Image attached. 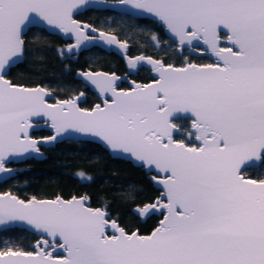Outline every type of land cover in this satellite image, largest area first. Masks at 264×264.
I'll use <instances>...</instances> for the list:
<instances>
[{
	"label": "snow or ice",
	"instance_id": "6c2138e0",
	"mask_svg": "<svg viewBox=\"0 0 264 264\" xmlns=\"http://www.w3.org/2000/svg\"><path fill=\"white\" fill-rule=\"evenodd\" d=\"M91 7L152 17L167 34L161 56L174 51L182 62L129 55V40L76 19ZM37 19L73 41L61 56L115 47L132 71H79L100 99L91 108L81 106L84 92L58 98L13 83L25 28ZM150 43L162 47L155 33ZM195 54L213 60L196 63ZM141 69L148 82L131 78ZM41 125L54 134H30ZM73 133L155 173L159 195L135 212L158 224L129 230L86 195L6 192L0 232L22 224L39 238L31 250L5 240L0 264H264V0H0V180L13 177L9 164Z\"/></svg>",
	"mask_w": 264,
	"mask_h": 264
},
{
	"label": "trees",
	"instance_id": "16d2710c",
	"mask_svg": "<svg viewBox=\"0 0 264 264\" xmlns=\"http://www.w3.org/2000/svg\"><path fill=\"white\" fill-rule=\"evenodd\" d=\"M77 18L110 30L121 39L136 42L141 29L150 28L160 30L163 38L167 39L158 23L125 13L89 9L79 13ZM25 43L26 55L21 63L12 68L8 78L16 84L45 86L58 98L79 93L83 83L75 77L78 70H114L111 64L120 63L119 59L103 55L104 51L96 47L84 50L71 59L67 55L61 56L59 50L65 48L66 41L43 28H30L25 34ZM164 58L176 64L182 62V58L173 52L164 55ZM89 100L84 105H92V96ZM48 134L46 129L34 132L35 136ZM44 150L47 153L45 159L31 158L18 164L20 169L14 178L0 183V192L12 190L23 199L86 195L90 197L92 206L106 205L112 218L118 219L129 230L139 228L140 232L149 233L158 224L159 217L140 218L135 212L138 204L152 202L160 192L142 167L114 158L102 146L89 141H63ZM38 238L35 233L18 227L0 232V244L10 240L29 250Z\"/></svg>",
	"mask_w": 264,
	"mask_h": 264
},
{
	"label": "water",
	"instance_id": "95a60500",
	"mask_svg": "<svg viewBox=\"0 0 264 264\" xmlns=\"http://www.w3.org/2000/svg\"><path fill=\"white\" fill-rule=\"evenodd\" d=\"M102 2L104 3V4H107V5H113V4H116L117 2H118V0H102ZM89 9H94V10H111V11H115V12H119V13H125V14H128V15H131V16H134V17H140V18H149V19H151V20H153V18L152 17H150V16H148V15H146V14H144V15H135L131 10H125L124 8H122V7H115V8H104V7H91V8H82V9H80L79 11H78V13L76 14V16L79 14V13H82V12H84V11H86V10H89ZM76 19H78L77 17H76ZM79 21H81L82 23H88V24H91V23H89V22H87V21H83V20H80V19H78ZM154 21V20H153ZM32 27H38V28H43L44 30H46L48 33H51V34H55V35H58V36H60L63 40H65V41H69L67 44H69V43H72L73 41H71V40H69L68 38H66L62 33H60L58 30H55V29H51V28H49L47 25H45L43 22H41V21H39L38 19L36 20V22H34V23H32V24H29L26 28H25V33L24 34H26L27 32H28V30L30 29V28H32ZM106 32H110V31H107V30H105ZM111 33H113V32H111ZM164 33H165V31H164ZM166 34V33H165ZM167 35V34H166ZM67 46V45H66ZM66 46H65V48H66ZM92 47H94V46H89V48L88 49H91ZM97 47H100L101 49H104V50H107V51H112V52H114V53H116L117 55H119L122 59H124L123 57H122V55L116 50V48L115 47H106V46H97ZM88 49H85V50H88ZM82 51H84V50H82ZM82 51H80L79 53H81ZM195 55H197V56H200V54H195ZM205 56H207V55H205ZM207 57H209L210 59H212L213 60V58L212 57H210V56H207ZM125 60V59H124ZM23 61V59L22 60H19V61H17V63L15 64V65H13V67H15V66H17L19 63H21ZM126 61V60H125ZM12 67V68H13ZM87 70H92V69H89V68H87V69H85V70H78L77 72H76V74H75V77L77 78V79H79V80H81L82 81V78L81 77H79L78 76V72L79 71H87ZM92 71H94V70H92ZM96 71H104V70H96ZM105 72H107V71H105ZM115 73V72H114ZM118 75V74H117ZM119 76H121V77H124V76H122V75H119ZM10 79V78H9ZM11 80V79H10ZM12 81V80H11ZM83 82V81H82ZM84 83V82H83ZM21 85V84H20ZM87 85V84H86ZM24 86H26V85H24ZM36 86H42V85H36ZM89 86V88H90V90L91 91H93L94 93H96V91L90 86V85H88ZM29 87H35V86H29ZM43 87H45V86H43ZM47 88V87H46ZM52 94H53V96H56L53 92H52ZM97 94V93H96ZM73 95H75V94H73ZM72 96V95H71ZM86 100V95H84V97H82V99H81V103L82 102H84ZM83 107V106H82ZM40 129H46L48 132H49V134L48 135H46V136H35L34 135V132L35 131H38V130H40ZM31 135H33V136H35V137H37V138H39V137H47V136H50V135H53L54 134V130H52V129H50V128H48V127H46V126H44V125H41L38 129H36V130H34L33 132H31L30 133ZM71 140H73V141H89V142H93V143H96V144H98V145H101L104 149H106L105 148V146L101 143V142H99V141H96V140H93V139H91V138H88V137H85V136H83L82 134H78V133H73V134H71V135H68V134H65L63 137H61V138H58V140L56 141V142H54V143H51V144H42L41 145V155H39V156H37L36 158H32V159H35V160H43V159H45L46 157H47V153L45 152V150L44 149H46V148H51V147H54V146H56V144H58V143H60V142H63V141H71ZM107 150V149H106ZM108 151V153L110 154V156H112V157H114V158H121V159H124V160H127V161H130L133 165H135V166H139L136 162H134V161H132V160H128V159H126V158H124V157H122V156H119V155H117V154H112V153H110L109 152V150H107ZM31 159V158H30ZM11 164H13V165H8L10 168H12V169H14V172H13V177L17 174V172L19 171V166H18V164H20V162H17V163H11ZM140 167V166H139ZM144 170H145V172L149 175V177L151 178V176L153 175V174H155V173H150L149 172V170H147L146 168H143ZM10 178H12V177H8V176H5L4 177V179L3 180H0V183H3V182H5V181H7V180H9ZM152 180V179H151ZM153 182V181H152ZM153 184L155 185V187L156 188H158L159 190H160V186L159 185H157V184H155L154 182H153ZM6 192H11V191H5V192H0V194H3V193H6ZM13 195H17V194H15V193H13V192H11ZM18 196V195H17ZM59 196H61V195H59ZM73 196H77V195H73ZM81 196H83V195H81ZM19 197V196H18ZM36 197V196H35ZM72 197V196H71ZM71 197H69V198H71ZM21 198V197H20ZM31 198V197H30ZM30 198H28V199H30ZM36 198H38V199H54V198H39V197H36ZM69 198H66V199H69ZM25 200H27V199H25ZM90 203H91V201H90ZM94 207V206H93ZM114 219V218H113ZM14 227H18V228H24V229H26L25 228V226L24 225H22V224H17V225H13L11 228H14ZM5 229H8V228H5ZM4 230V229H3ZM27 230V229H26ZM29 231H31V230H29ZM32 232V231H31ZM144 234H148V233H144ZM37 236H38V234H36ZM36 242H34L33 243V245L35 244Z\"/></svg>",
	"mask_w": 264,
	"mask_h": 264
},
{
	"label": "flooded vegetation",
	"instance_id": "af4514ba",
	"mask_svg": "<svg viewBox=\"0 0 264 264\" xmlns=\"http://www.w3.org/2000/svg\"><path fill=\"white\" fill-rule=\"evenodd\" d=\"M132 17H134V16H132ZM136 18H140V17H136ZM142 19H149V18H142ZM161 29L164 32L162 26H161ZM143 32H144V35H143ZM153 33H155L161 39L162 47H161L160 50L154 49L152 47L151 43H150L151 35ZM138 35L139 36H138L136 42L133 39H128L129 40V44H130L129 55L134 57V56H137V55H140V54H145V55H149V56H158L160 58L165 59L164 55L161 56V52H162L163 48L166 47V45L163 44V41L165 40V38H163L162 34L160 33V30L154 29V28L141 29V34H138ZM139 38L141 39L140 41H139ZM121 40H127V39H121ZM68 42L69 41H66L65 46L67 45ZM94 47L98 48L99 51H104L103 55H108L109 57H115L117 60L118 59L120 60V63H118L116 65H115V63L111 64V68H114V70H111V69L110 70H107V69H96V70H104V71H107V72H110V73L111 72H115L116 74L122 75V76H126L129 72L132 71L131 69H129L127 67L126 61L124 59H122L119 55H117L116 53H114L112 51H107V50L101 49L100 47H97V46H94ZM94 47H92V48H94ZM172 52L175 53L174 51H171V53ZM165 55H167V54H165ZM170 57L172 58V56H170ZM195 57H203V58L202 59H196ZM190 58L193 60V62H196V63H210V62H212V59H210L209 57H207L205 55H200V56L191 55ZM170 63H172V62H170ZM96 70H94V71H96ZM151 77H152V73H150L146 69H141L140 71H138L137 73H134L131 76L132 79H135L138 82H148ZM123 87H125V88L128 87V84L127 83L123 84ZM79 92H84L85 95H86V100L81 103V106H83L85 108H91L92 106H94V104L100 103V99L98 97V94H96L93 91H91L89 86L86 85L85 83L82 84L81 90ZM91 96H92L93 104L90 105V106L84 105L85 102L90 101L89 97H91ZM10 165H13V164H10Z\"/></svg>",
	"mask_w": 264,
	"mask_h": 264
},
{
	"label": "rangeland",
	"instance_id": "374dc122",
	"mask_svg": "<svg viewBox=\"0 0 264 264\" xmlns=\"http://www.w3.org/2000/svg\"><path fill=\"white\" fill-rule=\"evenodd\" d=\"M107 31H110V30H107ZM111 32V31H110ZM166 40V39H165ZM171 53V51H169L167 54H170ZM12 191V190H11ZM12 192H14V191H12Z\"/></svg>",
	"mask_w": 264,
	"mask_h": 264
}]
</instances>
